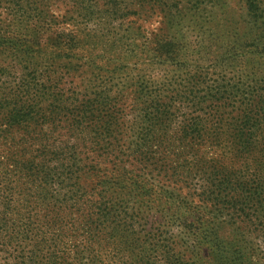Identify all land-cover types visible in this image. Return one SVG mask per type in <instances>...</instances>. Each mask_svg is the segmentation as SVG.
I'll return each mask as SVG.
<instances>
[{
    "label": "trees",
    "instance_id": "16d2710c",
    "mask_svg": "<svg viewBox=\"0 0 264 264\" xmlns=\"http://www.w3.org/2000/svg\"><path fill=\"white\" fill-rule=\"evenodd\" d=\"M134 1L143 8L151 5L150 0ZM170 44L158 43L157 55L170 53ZM197 79L191 95L174 91L173 97L161 91L152 97L145 85L149 81H142L143 107L134 110L135 131L126 150L117 147L121 140L111 137L112 129L100 132L104 124L111 125L95 115L93 101L67 123L52 124L56 110L45 106L49 94L42 93L41 101L35 98L36 82L15 79L21 89L0 91V259L7 255L17 264H105L96 249L89 251L93 259L84 261L87 243L111 239L112 226L133 228L143 222L146 234L135 243L143 251L135 264H260L255 260L259 249L253 254L244 246L252 237L264 244V87L240 78L207 79L203 73ZM190 96L197 101L198 115L189 118L188 112L174 110L173 103L176 97ZM48 122L53 132L68 129V143L43 132ZM107 141L106 151L96 149ZM79 154L89 168L78 171L87 170L97 179L118 160L116 184L138 190L154 212L136 221L121 202L99 191L104 183L99 180L84 197L69 198L77 204L74 211L62 202L46 207V220L40 219L34 212L38 201L33 200H43L54 179L64 176L66 162L78 167ZM18 191L28 202L24 213L15 198ZM95 221L97 233L92 231ZM19 248L21 255L14 256Z\"/></svg>",
    "mask_w": 264,
    "mask_h": 264
},
{
    "label": "rangeland",
    "instance_id": "374dc122",
    "mask_svg": "<svg viewBox=\"0 0 264 264\" xmlns=\"http://www.w3.org/2000/svg\"><path fill=\"white\" fill-rule=\"evenodd\" d=\"M150 1L151 5L143 8L133 0H0V91L12 94L21 89L15 79L36 82L35 98L49 94L45 106L50 104L56 110L51 116L52 124L67 123L83 104L93 101L95 115L111 125L104 124L100 132L112 129L111 137L121 140L117 147L126 150L135 131L131 126L137 116L134 110L143 107L139 90L145 79L152 97L156 91L170 97L174 91L179 96L187 91L189 96L201 73L207 79L225 77L237 82L240 78L247 84L259 82L264 87V0ZM160 42L171 43V52L157 55ZM196 103L195 97H176L173 109L195 117ZM83 115L81 111L79 116ZM52 124L42 126L43 132L68 143V129L53 132ZM109 145L107 141L96 149L106 151ZM85 159L79 154L78 167L66 162L64 176L54 179L55 185L48 188L43 200H33L38 201L34 212L41 215L40 219L46 220V207H58L62 202L74 211L77 204L69 198L84 197L99 180L104 181L99 191L104 189L108 199L121 202L136 221L154 212L138 190L116 184L118 160L97 179L86 174L87 170L78 171L89 168ZM15 198L23 209L20 213H24L28 202L22 200L19 191ZM98 230L95 221L92 231ZM109 230L111 239L103 244L87 243L84 261L90 262L93 257L89 251L96 249L105 264L137 263L136 255L143 250L135 243L146 234L143 222L133 228L112 226ZM227 232L233 234L229 229ZM244 247L253 254L259 249L255 260L264 264L261 240L252 237ZM113 248L121 250L112 251ZM101 249L104 253H100ZM20 250L13 255H21ZM1 257L0 264L19 262L7 255Z\"/></svg>",
    "mask_w": 264,
    "mask_h": 264
}]
</instances>
